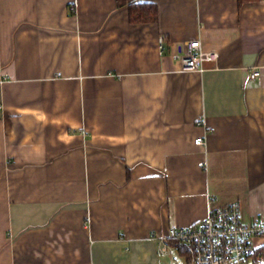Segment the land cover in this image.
Returning <instances> with one entry per match:
<instances>
[{
	"label": "crops",
	"instance_id": "0c3cea01",
	"mask_svg": "<svg viewBox=\"0 0 264 264\" xmlns=\"http://www.w3.org/2000/svg\"><path fill=\"white\" fill-rule=\"evenodd\" d=\"M127 1L159 20L0 0V264H173L217 207L264 221V0ZM195 39L205 72L174 58Z\"/></svg>",
	"mask_w": 264,
	"mask_h": 264
},
{
	"label": "built area",
	"instance_id": "2783aa9c",
	"mask_svg": "<svg viewBox=\"0 0 264 264\" xmlns=\"http://www.w3.org/2000/svg\"><path fill=\"white\" fill-rule=\"evenodd\" d=\"M185 71H206V64L217 63L219 54L216 51H204L201 40L188 42L184 52L174 55ZM261 72L255 68L252 79ZM202 125L201 122H198ZM196 144L204 146V138L198 137ZM198 228H173L168 238L186 246L190 245L195 253L193 264H253L258 250L256 240L264 239V221L252 223L243 221V208L239 202L217 207L203 220ZM173 264H186L174 260Z\"/></svg>",
	"mask_w": 264,
	"mask_h": 264
},
{
	"label": "trees",
	"instance_id": "16d2710c",
	"mask_svg": "<svg viewBox=\"0 0 264 264\" xmlns=\"http://www.w3.org/2000/svg\"><path fill=\"white\" fill-rule=\"evenodd\" d=\"M256 0H239V4ZM118 7H127L130 12V21L132 24H147L157 22L159 20V11L155 4L136 3L131 4L127 0H118ZM172 245L175 246L177 252L185 260L186 264H193L195 253L190 245L186 246L176 240H173Z\"/></svg>",
	"mask_w": 264,
	"mask_h": 264
}]
</instances>
